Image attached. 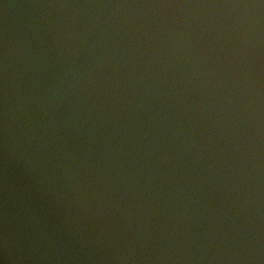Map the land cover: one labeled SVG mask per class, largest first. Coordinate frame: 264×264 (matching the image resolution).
<instances>
[{
	"label": "clouds",
	"instance_id": "clouds-1",
	"mask_svg": "<svg viewBox=\"0 0 264 264\" xmlns=\"http://www.w3.org/2000/svg\"><path fill=\"white\" fill-rule=\"evenodd\" d=\"M0 264H264V0H0Z\"/></svg>",
	"mask_w": 264,
	"mask_h": 264
}]
</instances>
